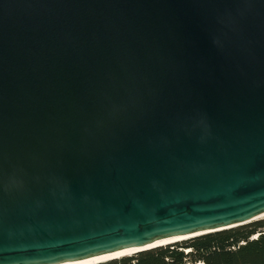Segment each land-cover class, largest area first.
Returning a JSON list of instances; mask_svg holds the SVG:
<instances>
[{
	"label": "water",
	"instance_id": "water-1",
	"mask_svg": "<svg viewBox=\"0 0 264 264\" xmlns=\"http://www.w3.org/2000/svg\"><path fill=\"white\" fill-rule=\"evenodd\" d=\"M263 219L264 0H0V264Z\"/></svg>",
	"mask_w": 264,
	"mask_h": 264
},
{
	"label": "trees",
	"instance_id": "trees-1",
	"mask_svg": "<svg viewBox=\"0 0 264 264\" xmlns=\"http://www.w3.org/2000/svg\"><path fill=\"white\" fill-rule=\"evenodd\" d=\"M185 250L191 251L186 254ZM187 260L204 264H264V219L102 264H186Z\"/></svg>",
	"mask_w": 264,
	"mask_h": 264
},
{
	"label": "bare ground",
	"instance_id": "bare-ground-1",
	"mask_svg": "<svg viewBox=\"0 0 264 264\" xmlns=\"http://www.w3.org/2000/svg\"><path fill=\"white\" fill-rule=\"evenodd\" d=\"M176 240H167L164 242H160L159 245H167L169 243H174ZM130 255H134V251H129V252H124V253H119V254H115V255H109V256H105V257H101V258H96L93 260H89V261H84V262H80V263H74V264H101V263H105L108 262L110 260L113 259H121L125 256H130Z\"/></svg>",
	"mask_w": 264,
	"mask_h": 264
},
{
	"label": "built area",
	"instance_id": "built-area-1",
	"mask_svg": "<svg viewBox=\"0 0 264 264\" xmlns=\"http://www.w3.org/2000/svg\"><path fill=\"white\" fill-rule=\"evenodd\" d=\"M257 236H255L256 238ZM191 250H185V253L188 254ZM186 264H204L203 262H196V263H192L191 261H188L186 262Z\"/></svg>",
	"mask_w": 264,
	"mask_h": 264
}]
</instances>
